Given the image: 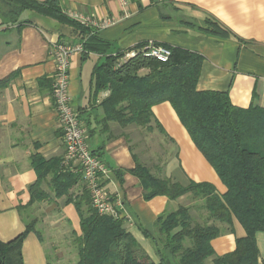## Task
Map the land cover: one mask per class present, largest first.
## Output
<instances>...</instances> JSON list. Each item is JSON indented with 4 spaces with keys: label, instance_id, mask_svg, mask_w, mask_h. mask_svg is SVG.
<instances>
[{
    "label": "crops",
    "instance_id": "0c3cea01",
    "mask_svg": "<svg viewBox=\"0 0 264 264\" xmlns=\"http://www.w3.org/2000/svg\"><path fill=\"white\" fill-rule=\"evenodd\" d=\"M60 6L65 13L110 20L109 25L94 30L111 43L113 53L150 41L196 51L205 57L198 90L226 92L238 107L264 108V0H60ZM33 12L25 10L18 22H10L0 10V240L10 241L25 230L23 212L29 210L36 224L35 231L24 240V264H76L74 240L82 233L80 213L68 196L54 195L52 173L42 183L50 199L28 205L30 187L38 179L33 165L35 156L47 161L60 159L59 171L74 173L63 166L65 145L52 95L55 66L50 47L54 41L80 38L71 27L54 19L40 14L32 18ZM211 22L218 23L226 36L205 30ZM102 61L103 56L92 53L71 57L72 102L87 129L90 148L107 166L105 186L118 205L124 227L158 262L159 249L163 247L156 236L158 218L180 206L196 210L197 200L190 193L175 200L163 195L145 198L143 182L132 170L138 162L154 159L156 148L149 149V144L140 147L139 137L130 134V128L142 126L123 127L107 120L103 101L110 90L97 91L94 75L95 67ZM153 113L148 126L152 138L158 134L168 143L163 167L160 166L162 176L184 185L191 181L210 182L219 194H224L226 185L172 104H157ZM85 190L81 176L70 193L76 196ZM216 223L222 229V234L212 241L216 254L232 252L236 238L246 235L245 229L236 218L232 230L227 224ZM257 242L262 264L264 232L257 234ZM51 251L54 260L50 259ZM213 260L209 257L205 264H213Z\"/></svg>",
    "mask_w": 264,
    "mask_h": 264
},
{
    "label": "trees",
    "instance_id": "16d2710c",
    "mask_svg": "<svg viewBox=\"0 0 264 264\" xmlns=\"http://www.w3.org/2000/svg\"><path fill=\"white\" fill-rule=\"evenodd\" d=\"M0 10L10 22H18L25 10L54 19L85 40L84 56L91 53L103 56L94 75L97 91L110 90L103 101L107 120L117 121L123 127L130 124L147 127L154 116L153 107L170 102L227 187L221 195L210 182L191 181L184 185L162 176V167L155 175L138 162L132 172L142 180L146 199L163 195L175 200L190 193L194 199L206 200L205 222L194 220L188 206H180L158 218L157 240L163 247L156 262L127 231L122 219L101 215L93 208L88 190L76 196L70 193L80 174L59 171L60 159L47 161L35 156L33 165L38 179L30 187L28 206L50 199L42 183L52 173L54 195L68 196L80 213L82 233L74 240L78 252L76 264H174V257L176 264H204L209 257H214L213 264H260L257 234L264 232V108L238 107L226 92L198 90L205 57L196 51L163 44L172 52L166 62L138 56L117 66L127 50L111 52V43L101 39L91 27L70 18L61 8L60 0H0ZM209 24L204 28L209 33L226 36L218 23ZM234 218L246 235L236 238L232 252L217 255L212 241L222 234V229L216 222L227 224L232 230ZM35 224L26 222L25 230L14 239L0 240V264H24V240L35 231Z\"/></svg>",
    "mask_w": 264,
    "mask_h": 264
},
{
    "label": "built area",
    "instance_id": "2783aa9c",
    "mask_svg": "<svg viewBox=\"0 0 264 264\" xmlns=\"http://www.w3.org/2000/svg\"><path fill=\"white\" fill-rule=\"evenodd\" d=\"M66 14L92 29H101L111 23L97 21L93 17L78 13ZM85 40L54 41L50 47V57L55 70L52 81V95L54 107L58 115L62 139L65 145L63 166L74 173L80 174L89 191L91 204L101 215H109L120 219L121 215L117 203L105 186L107 166L104 161L90 148L87 142V129L80 121L78 111L72 102L70 91V64L74 54L85 53ZM172 52L167 46L150 41L144 46L127 50L120 57L117 66L138 56L154 58L161 62L170 59Z\"/></svg>",
    "mask_w": 264,
    "mask_h": 264
},
{
    "label": "rangeland",
    "instance_id": "374dc122",
    "mask_svg": "<svg viewBox=\"0 0 264 264\" xmlns=\"http://www.w3.org/2000/svg\"><path fill=\"white\" fill-rule=\"evenodd\" d=\"M33 17H40L39 14H37L36 12ZM130 134L133 137H139L140 143L138 144L140 147H146L145 145L149 146V149H154L156 148V156L154 159L150 158H146L144 160V163L142 162V165L145 166L146 168H149V170H151L152 173H154L155 175H158V168L160 166L163 167V162H164V156H166L167 153V141L165 138H163L162 136L156 134V138H152V133L149 130L148 126L147 127H143V128H136L133 130V128H130ZM149 142V143H147ZM147 143V144H145ZM137 145V146H138ZM147 146V147H148ZM171 151L172 148H171ZM197 201H193L195 204V208L197 207L196 210H191V215L193 216L194 220L199 221V222H205L206 219H208V214H206V211L200 207V205H204L206 200L203 198H196ZM24 218L26 220L27 223H31L34 221V216L32 215V213L29 210H24L23 212ZM207 217V218H206ZM177 231V230H175ZM158 235V233L156 232V236ZM167 251V249H166ZM52 253V255L50 256L51 260H54V253L51 251L50 254ZM77 258H78V254H76ZM174 264H176V260L175 257L172 259ZM53 261H50V263ZM71 261H68L67 264H70ZM54 264V263H53ZM205 264V263H204Z\"/></svg>",
    "mask_w": 264,
    "mask_h": 264
}]
</instances>
